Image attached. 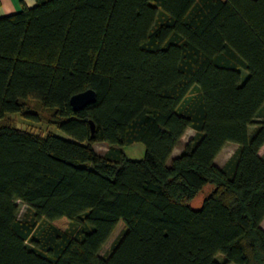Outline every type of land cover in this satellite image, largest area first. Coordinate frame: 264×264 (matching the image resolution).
Here are the masks:
<instances>
[{
  "label": "trees",
  "instance_id": "16d2710c",
  "mask_svg": "<svg viewBox=\"0 0 264 264\" xmlns=\"http://www.w3.org/2000/svg\"><path fill=\"white\" fill-rule=\"evenodd\" d=\"M35 2L0 17V122L35 102L68 138L0 124V264H264V0Z\"/></svg>",
  "mask_w": 264,
  "mask_h": 264
},
{
  "label": "rangeland",
  "instance_id": "374dc122",
  "mask_svg": "<svg viewBox=\"0 0 264 264\" xmlns=\"http://www.w3.org/2000/svg\"><path fill=\"white\" fill-rule=\"evenodd\" d=\"M242 74L244 76L246 75L245 72H243ZM195 92H196V87L192 88V90L188 93L186 99L190 98ZM27 110L37 114L39 118L37 122L26 119L22 117V114L17 113V114H7L5 119L1 121L0 124L10 123L19 129L31 131L40 135H47L48 133H50L63 138H68V136L63 131L50 124V120L52 118L51 111L43 109L37 103L30 101L27 103ZM263 115H264V106L257 114L255 120L256 121L260 120ZM252 129L253 128L250 127L249 131H251ZM193 135H194V131L192 129H187L182 137V143H186ZM92 146L93 149L96 151V153H98L99 155L105 154L106 151L109 149V145L103 142L95 143ZM236 148H237L236 144L227 143L224 146V148L221 150L220 154L217 156V160L215 164L218 167H222L229 159V157L232 156ZM121 150L124 153V155L131 160H141L144 158L145 148L142 143L123 145L121 146ZM180 151H181V147L175 148L172 157L178 155ZM263 152H264V145L260 149L259 154L262 155ZM212 188H213L212 184H207L206 186H204L203 189L200 192H198V194L191 200L190 207L193 209H198L201 206L203 199L211 192ZM16 203L18 204V208H19L18 218L22 219L26 216L27 208L24 204H22L19 201H17ZM45 225L46 222L41 221L37 229L35 230L33 237H38L41 231L44 229ZM262 226L264 228V221ZM122 229H123V224L119 223L115 231L111 235V237L108 239V241L104 244V246L100 250L101 255H105L109 251L111 244L121 233ZM217 258L221 260V258L224 259V256L222 254H218Z\"/></svg>",
  "mask_w": 264,
  "mask_h": 264
},
{
  "label": "water",
  "instance_id": "95a60500",
  "mask_svg": "<svg viewBox=\"0 0 264 264\" xmlns=\"http://www.w3.org/2000/svg\"><path fill=\"white\" fill-rule=\"evenodd\" d=\"M96 100V93L92 89H87L85 91L79 92L77 94H74L70 98V105L74 111H78L83 109L89 104L94 103ZM91 132L94 131V124L90 120L89 121Z\"/></svg>",
  "mask_w": 264,
  "mask_h": 264
},
{
  "label": "crops",
  "instance_id": "0c3cea01",
  "mask_svg": "<svg viewBox=\"0 0 264 264\" xmlns=\"http://www.w3.org/2000/svg\"><path fill=\"white\" fill-rule=\"evenodd\" d=\"M35 3H36L35 0H0V17L6 16V15H9V14H12V13L19 11L23 5H25L27 7H32L35 5ZM216 160H217V157L215 158L214 162H216ZM263 221H262L260 226L264 230V228L262 226Z\"/></svg>",
  "mask_w": 264,
  "mask_h": 264
}]
</instances>
